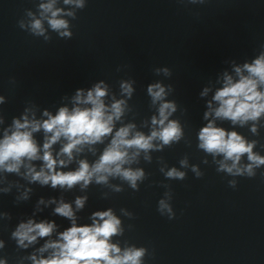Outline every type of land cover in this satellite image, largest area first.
<instances>
[{"label": "water", "instance_id": "1", "mask_svg": "<svg viewBox=\"0 0 264 264\" xmlns=\"http://www.w3.org/2000/svg\"><path fill=\"white\" fill-rule=\"evenodd\" d=\"M39 2L0 0V95L6 97V103L0 105L5 125L0 127L20 116L29 101L38 108L37 118L44 109L55 114L61 106L71 108V98L78 88L88 90L101 80L109 86L110 96L115 94L119 99V81L131 78L135 80V92L129 100L133 113L127 115L126 122L132 121L148 132L141 121L149 120L155 109L150 105L147 86L162 81L172 85L174 91L168 99L178 104L171 118L180 120L191 143L189 146L181 140L162 152H153L150 164L141 159L138 166L150 175L140 190L134 192L125 184V191L109 193L107 199L102 198V192L109 190L95 184L87 193L78 186L65 192L29 185L15 174H3L33 191L29 200L18 204L15 188L9 194L0 193V212L12 217L0 220V239L6 242L0 257L7 256L9 264H16L18 257L34 250H17L10 239L11 231L22 220H54L57 231L71 226L69 220L53 214L55 205H41L43 210L33 216L40 197L47 200L63 196L66 202H73L76 196L87 194L85 207L76 213L77 223L90 224L93 212L112 208L125 227L124 235L114 237V242L148 248L153 255L145 257V264H264V177L260 175L264 166L255 178L236 177L238 184L233 189L227 183L232 177L218 173L210 156L209 163L203 164L205 153L197 148V133L207 124L203 118L207 102L222 87L223 73L235 78L233 62H251L264 45V0H206L202 5L187 0H86L85 8L77 10L76 19L67 18L72 38L62 39L50 31L51 40L47 42L20 29L17 23L26 9L35 12ZM57 6L65 10L72 7L64 5L63 0H58ZM161 67H168L172 75H156L153 70ZM13 78L15 83L10 82ZM205 87L211 90L201 97ZM106 103L111 100L106 98ZM216 125L258 140L255 151L264 155L260 147L264 144V127L254 136L249 130L251 122L243 128L222 120ZM34 136L42 144L43 133ZM53 147L58 151L60 145ZM96 147L102 150L103 145ZM98 155L99 151L97 156L85 153L90 162ZM185 155L190 165H199L203 177L198 179L190 169H181L187 172L185 180L165 179L156 158L162 156L169 167L179 168V160ZM161 183L171 187L175 219L169 220L157 211L166 191ZM121 208L134 217L122 216ZM43 242L40 240L36 247Z\"/></svg>", "mask_w": 264, "mask_h": 264}, {"label": "clouds", "instance_id": "2", "mask_svg": "<svg viewBox=\"0 0 264 264\" xmlns=\"http://www.w3.org/2000/svg\"><path fill=\"white\" fill-rule=\"evenodd\" d=\"M183 2V0H181ZM190 4H204L206 0H187ZM58 0H40L36 11L25 10L24 18L20 19L18 27L35 37L51 40V32L59 38L71 39V19H76L77 10L86 6V0H63L70 9L58 7ZM47 25V27H46ZM117 71H120L118 68ZM156 75L170 77L168 67L155 68ZM235 78L228 72L223 73L222 87L215 90L212 99L207 102L204 112L206 126L197 133V148L205 153L202 163L216 165L218 173L232 177L228 186L235 189L238 184L236 177L255 178L257 170L264 166V155L255 151L259 141L249 140L236 130H227L216 125L217 120L230 121L235 128L249 125L254 136L259 135L264 127V45L251 62L236 65L233 62ZM15 83L14 78L10 81ZM133 79L119 81V95L110 96L109 86L103 81L95 83L90 89L78 88L71 98L72 107L61 106L53 114L44 109L37 118L38 108L29 101L18 117H13L10 124L0 127V193L9 194L13 188L17 195L18 204L30 199L33 189L20 183V180L9 181L6 175L15 174L29 185L38 184L41 187L50 186L68 192L79 187L82 193H87L90 185H98L108 189L102 192V198L107 199L109 193L125 191L127 184L134 192L140 190V185L148 179L149 173L138 165L141 159L152 163L153 152H162L174 144L184 140V126L179 119H173L178 110L175 100L168 99L174 91L172 85L162 81L148 84L147 95L155 114L149 120L141 121L140 130L136 123L126 122L128 114L133 113L129 100L133 97L135 88ZM211 89L205 87L201 97L208 95ZM106 98L111 103H106ZM6 103V97L0 95V105ZM215 105V106H214ZM186 111V110H185ZM5 125V117L0 114V126ZM119 125V126H118ZM43 133L42 144L38 143L34 134ZM59 144V150L54 151V145ZM97 145H103L98 150ZM260 147L264 149V144ZM98 157L89 161L85 153ZM246 157V162H245ZM39 162V163H37ZM159 171L167 180L183 181L188 170L196 178H202L204 173L199 165L189 164L185 155L179 160L180 167H169L164 158L157 157ZM75 164V168L69 169ZM23 169V171H22ZM264 177V172H261ZM111 180H119L113 184ZM166 189L163 198L158 201L157 211L169 220L176 218L172 206L173 193L170 185L161 183ZM88 195L76 196L73 202H66L64 197H50L45 200L40 197L33 212L42 211L41 205H55L53 214L66 218L71 226L63 231H57L58 225L54 220L33 218L20 221L11 231L10 239L15 241L17 250H34L28 255L20 256L16 264H145V257L153 255L146 247L121 242L114 237H122L125 233L120 216L112 208L92 213L90 224H78V211L83 210ZM73 204L75 207H73ZM120 214L132 219L134 214L121 208ZM11 214L0 212V220H11ZM132 225H128L131 229ZM55 234V238H53ZM43 244L36 247L39 241ZM6 242L0 239V250L5 249ZM0 264H9L7 256L0 257Z\"/></svg>", "mask_w": 264, "mask_h": 264}]
</instances>
